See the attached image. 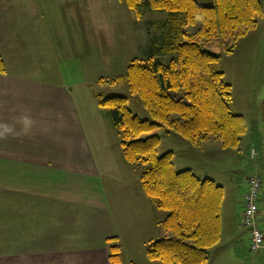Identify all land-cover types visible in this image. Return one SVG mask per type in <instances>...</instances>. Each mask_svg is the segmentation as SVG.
Returning <instances> with one entry per match:
<instances>
[{"label": "crops", "instance_id": "0c3cea01", "mask_svg": "<svg viewBox=\"0 0 264 264\" xmlns=\"http://www.w3.org/2000/svg\"><path fill=\"white\" fill-rule=\"evenodd\" d=\"M38 2L0 0V57L6 67L0 73V264H111L109 245L120 237L113 223L128 225L134 211H148L145 204L152 203L137 194L139 208L124 210L106 201L97 186L103 175L121 179L114 152L105 149L109 114L96 105L85 82L53 80L62 75L54 66L61 64L62 42ZM22 135L37 138L18 140ZM212 141L198 148H216ZM245 151L255 165L260 151ZM41 160L49 162H36ZM242 214L243 201L225 227L222 223L233 248L243 238L249 248ZM79 222L83 233L75 232ZM256 222L264 231L263 186Z\"/></svg>", "mask_w": 264, "mask_h": 264}, {"label": "trees", "instance_id": "16d2710c", "mask_svg": "<svg viewBox=\"0 0 264 264\" xmlns=\"http://www.w3.org/2000/svg\"><path fill=\"white\" fill-rule=\"evenodd\" d=\"M125 0L137 17L145 9L166 13L161 34L153 37L142 57L129 60L125 71L100 76L98 84L125 83L140 99L149 119H141L128 106V96L96 93V105L107 108L119 137L123 159L142 164L140 183L153 206L166 211L157 223L170 233L149 240L148 259L161 264H205L208 250L221 239L224 189L212 178L200 177L190 168L176 170L173 152L158 154L156 134L141 135L163 127L194 146L208 140L221 148H237L247 122L232 106V88L217 65L238 41L253 31L264 9L261 0ZM199 22L196 30L186 28ZM170 56L167 63L158 56ZM6 71L0 57V73ZM174 91H182L179 96ZM109 238L108 240H112ZM120 247L109 245V261L120 264Z\"/></svg>", "mask_w": 264, "mask_h": 264}, {"label": "rangeland", "instance_id": "374dc122", "mask_svg": "<svg viewBox=\"0 0 264 264\" xmlns=\"http://www.w3.org/2000/svg\"><path fill=\"white\" fill-rule=\"evenodd\" d=\"M196 1L203 5L215 4L214 0ZM261 2L264 9V0ZM38 4L39 8L48 10L47 20L51 22L56 31L54 33L62 42L59 52L63 56L58 58L61 59V64L57 62L54 65L61 70L62 75L59 80L54 78L53 80L63 83L73 80L83 81L86 87L90 88L93 96L96 93L127 95L128 106L132 113L141 119H149L148 112L140 99L129 92L125 83L98 84L96 80L100 76L112 77L121 74L130 59L144 56L154 35L161 34L160 24L166 13L145 9L144 15L137 17L134 11L127 7L125 0H39ZM198 25L199 22H196L186 30L193 32ZM156 58L167 63L170 56L160 55ZM221 59H223L221 67L219 62L217 67L225 70L224 78L231 84L233 109L235 112H241L247 122V131L237 148H221L217 142L211 140L217 145L216 148L211 149V145H203L201 150L178 134L167 133L163 127L143 133L141 136L156 134L160 139L158 154L172 151L176 170L190 168L198 176L212 178L223 186L221 215L225 227L234 208L241 209L248 177L252 174L260 175L264 187V106H262L264 103V12L258 18L256 28L238 41L233 52L223 53ZM174 93L182 95V91H174ZM89 102L91 98L87 96V103ZM100 109L108 114L107 108L100 107ZM107 116L109 129H105L108 138L105 149L110 148L114 152L121 179L114 175L109 177L103 175L102 182L100 181L97 186L103 187L106 201L115 203L118 207L122 205L124 210H133L139 208L140 201L137 200V194H140L143 202L148 200L139 179L144 165L125 162L118 134L109 115ZM43 133L45 134L40 131L39 134ZM36 138L37 136L34 135L30 137L22 135L18 140L32 141ZM251 147L254 151H260L256 156L258 162L255 165L249 160L245 151L246 148ZM109 156L113 163L112 154L109 153ZM145 205L149 207L148 211L143 209L140 212L134 211L132 222L128 225L121 220L116 227L113 223V228H116L120 236L118 241L113 243L120 247V264H161L157 260L148 259L145 248L150 239L155 240L170 235L157 223V220H161L166 215V211L150 203ZM135 216L139 217L138 221L135 220ZM81 225L82 222H79L75 232L80 230L79 233H83L84 229ZM245 230L241 227V232L238 234L240 238ZM139 235H143L144 240H141ZM241 240L242 242L236 241L233 248L232 239L228 237L226 229L222 228L221 239L208 250V260L205 264H264V249L252 252L245 238ZM242 243L244 246L241 249Z\"/></svg>", "mask_w": 264, "mask_h": 264}, {"label": "built area", "instance_id": "2783aa9c", "mask_svg": "<svg viewBox=\"0 0 264 264\" xmlns=\"http://www.w3.org/2000/svg\"><path fill=\"white\" fill-rule=\"evenodd\" d=\"M261 186L262 178L258 174H252L248 177L247 189L243 195L242 222L250 231L249 248L253 252L264 248V231L256 222Z\"/></svg>", "mask_w": 264, "mask_h": 264}]
</instances>
